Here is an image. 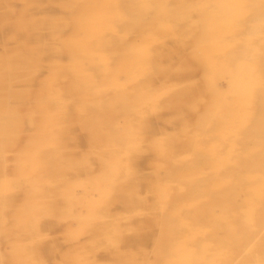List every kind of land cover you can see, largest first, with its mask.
<instances>
[{
  "label": "rangeland",
  "instance_id": "374dc122",
  "mask_svg": "<svg viewBox=\"0 0 264 264\" xmlns=\"http://www.w3.org/2000/svg\"><path fill=\"white\" fill-rule=\"evenodd\" d=\"M263 204L264 0H0V264H264Z\"/></svg>",
  "mask_w": 264,
  "mask_h": 264
},
{
  "label": "bare ground",
  "instance_id": "6f19581e",
  "mask_svg": "<svg viewBox=\"0 0 264 264\" xmlns=\"http://www.w3.org/2000/svg\"><path fill=\"white\" fill-rule=\"evenodd\" d=\"M242 31V30H241ZM22 32V31H21ZM238 34V33H237ZM34 48V47H33ZM241 59V58H240ZM245 74V73H244ZM247 81V80H246ZM252 84V83H251ZM164 93V92H163ZM149 103V102H148ZM41 114V113H40ZM53 114H54V112H53ZM26 117V116H25ZM28 117V116H27ZM49 117H50V115H49ZM50 119V118H49ZM25 120V119H24ZM52 122V121H51ZM28 123V122H27ZM53 123V122H52ZM51 123V124H52ZM31 124V123H30ZM51 124H49V125H51ZM52 127V126H51ZM50 127V128H51ZM16 128V127H15ZM53 128V127H52ZM55 128H56V126H55ZM58 128V127H57ZM33 131V130H32ZM57 131H59L58 129H57ZM39 133V132H38ZM18 135V134H17ZM50 135V134H49ZM38 136V135H37ZM48 137H50V136H48ZM51 138V137H50ZM15 139V138H14ZM53 140V139H52ZM242 140V139H241ZM54 143V142H53ZM55 143H57V141L55 142ZM30 144V143H29ZM49 146V145H48ZM44 147V146H43ZM50 147V146H49ZM18 149V148H17ZM14 150V149H13ZM31 154V153H30ZM32 155V154H31ZM229 157V156H228ZM49 158V157H48ZM51 158V157H50ZM207 159V158H206ZM24 160V159H23ZM247 160V159H246ZM253 162V161H252ZM48 163V162H47ZM51 164V163H50ZM250 165V164H249ZM37 166H39V165H37ZM245 166V165H244ZM247 168V167H246ZM246 168H244V170L246 169ZM23 170V169H22ZM38 170V169H37ZM228 171V170H227ZM29 172V171H28ZM244 172V171H243ZM26 173V172H25ZM233 174V173H232ZM24 176V175H23ZM257 181V180H256ZM240 186V185H239ZM242 190H243V188H242ZM179 191V190H178ZM239 193V192H238ZM253 200H254V198H253ZM260 201V200H259ZM257 202V201H256ZM257 205V204H256ZM264 205V204H263ZM260 235V234H259Z\"/></svg>",
  "mask_w": 264,
  "mask_h": 264
}]
</instances>
